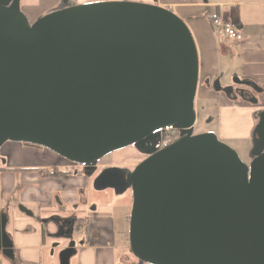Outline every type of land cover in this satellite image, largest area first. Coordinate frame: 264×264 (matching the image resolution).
Here are the masks:
<instances>
[{"label": "water", "instance_id": "95a60500", "mask_svg": "<svg viewBox=\"0 0 264 264\" xmlns=\"http://www.w3.org/2000/svg\"><path fill=\"white\" fill-rule=\"evenodd\" d=\"M18 2L0 0V146L28 143L91 165L134 144L149 155L122 174L123 185L103 184L109 168L94 187H130L136 259L264 264V110L248 164L214 133L192 134L198 54L187 25L169 9L122 0L71 5L30 23ZM168 126L185 130L155 151ZM49 220L55 237L71 239V219ZM5 223L0 214V250L11 258ZM72 244L59 264H69Z\"/></svg>", "mask_w": 264, "mask_h": 264}, {"label": "crops", "instance_id": "0c3cea01", "mask_svg": "<svg viewBox=\"0 0 264 264\" xmlns=\"http://www.w3.org/2000/svg\"><path fill=\"white\" fill-rule=\"evenodd\" d=\"M100 1L121 0H37V5L45 6L36 15L32 11L36 6L21 8L20 0L18 5L32 23L63 7ZM122 1L169 9L187 24L198 54L194 103L214 101L220 138L252 139L254 147L252 128L264 110V0ZM241 5L259 7L260 12L254 15L249 9L242 18ZM217 16L232 23L238 30V39L226 37L218 46L214 44L209 29ZM207 40L213 42L210 48ZM205 89L207 97L200 98ZM211 90L213 98L208 97ZM96 175L72 170L65 158L46 148L4 142L0 146V214L6 218L4 232L11 243L12 257L0 250V264H55L54 250L61 251L70 241L74 252L69 264H148L133 256L125 240L131 206H127L126 195H116L125 190L116 193L109 186L96 189ZM107 197L116 203L110 205ZM121 210L119 227L114 213ZM52 216L82 222L71 239L57 247L50 244V237L58 238L53 235L56 229L49 220Z\"/></svg>", "mask_w": 264, "mask_h": 264}, {"label": "rangeland", "instance_id": "374dc122", "mask_svg": "<svg viewBox=\"0 0 264 264\" xmlns=\"http://www.w3.org/2000/svg\"><path fill=\"white\" fill-rule=\"evenodd\" d=\"M29 1H32V2H29ZM29 1L28 0H20V7L22 8L24 5L36 6L32 9V11H36L34 15H36L39 12L38 10H40L41 8H43L45 6V4H43L41 6L37 5L38 3H35V2H37V0H29ZM223 1H233V0H223ZM234 1H240V0H234ZM249 9H251L253 11L254 15H257L260 12L259 7L258 8L257 7L250 8L247 5H241L240 11L242 13V18H243V14L246 15L245 12L249 13ZM206 20H207V18H206ZM209 30H210V32L212 30L211 34H212V36H214L212 38H213L214 44L216 46H218L220 43L224 42L226 36L222 33H219L218 30L214 28V26L212 25V21H211V25H210ZM207 43L209 44V48H210V44L213 42H209L207 40ZM212 90H214V89L212 88ZM212 90L208 94L209 98H213V96H215L213 94ZM206 92H207V90L205 89L204 94L201 93L199 95V97L200 98H202L203 96L207 97V95L205 94ZM194 109H195V120L193 122L192 134H194V135L200 134V133L206 132L208 130H211L216 135V137H218V139L220 141H223L225 144H227L229 147H231L233 150H235L236 153L238 154L239 158L243 162H245V163L250 162V160L252 159L250 154H251V150L253 148L252 139H243V138H240V139H223V138H220L219 132H218V108H217L214 101H208L207 103H204L203 101H199V103H197V101H196V104L194 103ZM255 125H254V128H255ZM254 128H252L253 133H254ZM184 130L185 129H182V128L168 126V127H165L164 130L162 131V136L165 137V135H167L168 137L171 138V141H176L177 139L180 138V136H182L181 133H183ZM157 135L160 136V130H159ZM158 136L156 137L157 141L160 138ZM19 143L23 144L24 146H29V147H30V145H32V144L29 145L28 143H23V142H19ZM31 147L43 148V147L37 146V145H33ZM148 155H149L148 153H144L141 151L139 152L138 149H135L133 146L129 145V146L121 148L117 151L112 152L110 155L108 154V155L102 157L100 160L95 161L94 164L84 165V167L80 164L77 165V164H74L70 161H68V162H69V165L71 166V169L76 170L77 172H81V171L85 172L86 170H84V168H86V167H87L86 169L89 168V170L92 171L95 164H99L98 165L99 167L95 166L96 168L94 170H96V171L97 170L99 171L100 167L102 165L116 164L119 166V169H122L123 173L126 175L128 172H131L133 170V168L137 164H139L144 158H146ZM98 171L95 173H98ZM112 194L113 193H111L108 197H110ZM116 195L119 197L126 195L127 206L128 205H129L128 207L131 206L132 196H131L130 187H128L123 193H121V194L119 193ZM93 200L97 201L95 197H93ZM114 202H115V200H113L112 198L109 199L110 205H113L116 203V202L115 203ZM121 212H122V210L120 212H118V214H117V212L114 213L115 216L117 217L116 222H117V225L119 227H121V219L123 218V215H121ZM79 221H81V219ZM128 226H129V215H128V218L126 220L125 229H124V236H125V240H126L127 245H129ZM47 239H49V237H47ZM50 239H51L50 244L56 245L55 247L65 243L67 240L66 238H62V237H58V238L50 237ZM59 252H60V250H57V249L54 250L53 257H54V263L55 264H59Z\"/></svg>", "mask_w": 264, "mask_h": 264}, {"label": "flooded vegetation", "instance_id": "af4514ba", "mask_svg": "<svg viewBox=\"0 0 264 264\" xmlns=\"http://www.w3.org/2000/svg\"><path fill=\"white\" fill-rule=\"evenodd\" d=\"M131 146H133L135 149H137L136 148V146L134 145V144H132ZM156 146H157V138H155L154 139V141H153V143L151 144V148L152 149H154L155 151H156ZM147 148H149V146H147ZM139 151V150H138ZM140 152V151H139ZM111 154V153H110ZM109 154V155H110ZM101 159V158H100ZM100 159H98V160H100ZM97 160V161H98ZM67 161H69V160H67ZM71 162V161H70ZM73 163V162H72ZM74 164H76V163H74ZM77 165H79V164H77ZM81 165V164H80ZM99 164H95V166L96 167H99L98 166ZM102 165V164H101ZM100 165V166H101ZM83 167H84V165H82ZM94 166V168H93V170L91 171V170H89V169H86V168H84V170H86V171H90V173L92 172H97L96 170H94L96 167ZM109 168H115L114 170H111V171H109V172H107V174L103 177V178H101V180H103V184H105V183H116V184H121V186L123 185V179H122V174H123V170L122 169H120L119 170V166L118 165H116V164H106V165H102L101 167H100V170L98 171V173H97V175H96V177L99 175V174H101L104 170H106V169H109ZM134 169V168H133ZM121 171V172H120ZM126 171V170H125ZM95 177V178H96ZM127 189V188H126ZM126 189H124V190H126ZM130 215V214H129ZM69 219H71L72 220V226H73V231H72V233L75 231V230H77V229H79L80 228V225L79 224H81V223H79V221L78 220H73V218H69ZM66 226L68 225V223H66L65 224Z\"/></svg>", "mask_w": 264, "mask_h": 264}, {"label": "built area", "instance_id": "2783aa9c", "mask_svg": "<svg viewBox=\"0 0 264 264\" xmlns=\"http://www.w3.org/2000/svg\"><path fill=\"white\" fill-rule=\"evenodd\" d=\"M212 25L214 26L215 29L218 30L219 33L224 34L227 38L229 39H238L239 38V33L238 30L230 23L229 21L225 20L222 17H214L212 19ZM160 130V137L159 140L157 141V147L156 151L170 145L174 141H171V138L165 135V137L162 136V131Z\"/></svg>", "mask_w": 264, "mask_h": 264}, {"label": "trees", "instance_id": "16d2710c", "mask_svg": "<svg viewBox=\"0 0 264 264\" xmlns=\"http://www.w3.org/2000/svg\"><path fill=\"white\" fill-rule=\"evenodd\" d=\"M30 145V144H29ZM30 146H33V145H30Z\"/></svg>", "mask_w": 264, "mask_h": 264}]
</instances>
